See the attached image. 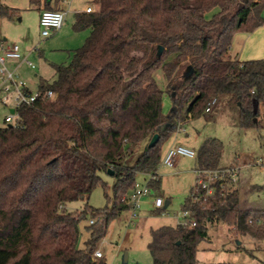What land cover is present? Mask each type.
<instances>
[{
  "label": "trees",
  "instance_id": "trees-1",
  "mask_svg": "<svg viewBox=\"0 0 264 264\" xmlns=\"http://www.w3.org/2000/svg\"><path fill=\"white\" fill-rule=\"evenodd\" d=\"M55 1L29 4L57 10ZM96 4L91 13L75 14L74 30L89 34L69 63L55 64V79L40 80L38 98L16 107L14 121L0 127V264H105L93 257L96 244L109 223L130 208L127 197L139 175L151 176L150 187L159 191L162 145L178 125L207 116L221 103L239 107L236 124L242 128L264 121V60L229 55L235 32L264 26V0ZM18 14L0 5V18L12 21ZM157 69L171 101L165 117L164 91L153 76ZM47 91L55 97H46ZM155 134L158 140L148 148ZM222 152L221 141L204 140L193 169L223 168ZM108 171L114 180L112 197L106 196L111 206L85 204L70 212L69 204L106 186L101 174L109 176ZM193 187L182 209L195 225L151 230L152 264H197L198 246L215 224L264 241V208L241 209L233 182L213 185L207 197L201 189L194 194ZM87 217L94 222L79 249V224Z\"/></svg>",
  "mask_w": 264,
  "mask_h": 264
},
{
  "label": "rangeland",
  "instance_id": "rangeland-1",
  "mask_svg": "<svg viewBox=\"0 0 264 264\" xmlns=\"http://www.w3.org/2000/svg\"><path fill=\"white\" fill-rule=\"evenodd\" d=\"M57 2L60 6L62 5L63 10L84 9L86 2L94 10L99 7L96 0H58ZM0 5L19 10L18 16H15L12 21L0 18V39L5 38L8 45H18L21 54L16 66L10 65L9 61L5 66L14 74V81H22L28 91L36 92L38 78L42 77L52 82L56 77L53 66L69 63L72 52L69 50L80 48L89 30H72L71 22H65L66 17H64L59 30L47 37H42L38 19L39 9L43 7L39 9L32 7L29 0H0ZM260 15L264 19V8L261 9ZM229 55L240 61L264 60V26L251 32H235ZM26 61L30 62L34 69L28 67ZM153 76L158 88L164 91L162 115L165 117L171 110V101L165 92L166 82L160 69H157ZM6 85L9 86L8 93L2 90ZM13 90L12 82L0 80V127L4 125V118L8 116L9 109L14 104ZM6 97L10 98L5 102ZM238 113L237 105L221 103L207 116L181 123L180 127L184 130L180 133H176L175 130L164 140L161 158L166 153V146L174 141V136L184 146L195 152L204 140L217 139L223 144L221 165L238 169L234 187L239 192V207L241 209L264 208V189L260 191L251 189L252 186H264V121L258 128H242L236 124ZM256 160L261 165H255ZM193 168L194 158L178 157L174 160L172 167H166L160 161L156 170L161 178L159 191L150 187L149 193L139 199L138 217L133 224L128 222L130 210L121 212L109 223L105 236L96 244L95 250L101 252L105 264H152L147 249L151 240V230L166 225L175 226L183 222L182 205L190 189L195 185ZM101 177L106 186L99 185L87 199L69 204L70 212L81 211L85 204L95 209L111 206L106 196L112 197L114 180L105 174H101ZM148 178L149 175L146 177L139 175L136 183L144 184ZM156 197H161L164 202L169 203L160 210L155 209L152 203ZM89 220L87 217L79 224L77 244L79 249L85 247V241L89 236L86 229L89 226ZM208 235V240L201 242L198 246L197 264L231 263L235 255H239L240 258L245 257L254 264L257 262L256 259L264 261V251H257L264 250V241L258 238L229 234L228 227L221 223L209 227ZM238 242L243 250L233 252ZM249 252L253 255L252 257ZM124 255H126L125 261Z\"/></svg>",
  "mask_w": 264,
  "mask_h": 264
},
{
  "label": "built area",
  "instance_id": "built-area-1",
  "mask_svg": "<svg viewBox=\"0 0 264 264\" xmlns=\"http://www.w3.org/2000/svg\"><path fill=\"white\" fill-rule=\"evenodd\" d=\"M66 1V0H62ZM39 19L38 25L41 30L40 34L42 37L49 36L52 32H56L59 30L64 22L65 12L62 10H52L41 8L39 10ZM94 9L91 6H87L84 8L83 12L91 13ZM21 58L20 48L18 45H4L0 43V80L2 82L10 81L14 85V104L12 108L14 110V114H8L4 118L5 123H12L16 118L15 108L19 107L22 104L29 105L33 103L38 96L40 95L38 91L30 92L27 90L26 85L22 81H14V74L10 72L5 64L8 60H18ZM26 64L31 69H34V66L26 61ZM2 90L6 93L9 92V86H3ZM45 96L48 98H54L55 94L51 91H47ZM10 97H6L4 101L6 102ZM214 100L211 101L210 104H213ZM209 111V107L205 109V112ZM176 133L182 132L184 129L178 125L176 127ZM195 151L183 146V145H174L167 149L164 156L161 158V163L166 167H172L174 164V160L177 157H187V158H195ZM255 165H261L258 160L255 161ZM195 173V185L193 187V193L195 194L198 190H204L205 197L210 196L214 193L215 187L213 185L224 182L231 181L236 182L238 169L233 166H226L218 170H205V169H196L193 170ZM153 183V178L149 176L148 181L144 184H135L133 191L131 192L129 198L127 197V203L129 204L130 214H129V224H133L134 220L138 217L139 210V199L142 196H145L149 193L150 185ZM194 199L198 200L197 196ZM153 206L155 209H162L164 207V201L161 197H156L153 201ZM189 212H183V222L180 223L182 227H192L195 225L194 221L188 220ZM94 220L90 219L89 224H92ZM93 257L96 259H102L103 256L99 250H95L93 252Z\"/></svg>",
  "mask_w": 264,
  "mask_h": 264
},
{
  "label": "crops",
  "instance_id": "crops-1",
  "mask_svg": "<svg viewBox=\"0 0 264 264\" xmlns=\"http://www.w3.org/2000/svg\"><path fill=\"white\" fill-rule=\"evenodd\" d=\"M58 0H56L55 2H54V6H55V8L57 9V10H62V11H64L65 12V22L66 21H70L71 22V27H72V30H74V28H73V24H74V22H75V14L76 13H80V12H83V10L84 9H73V8H70V9H67V10H63V7H62V5L60 6V4H58V2H57ZM69 4V3H68ZM87 6H90L89 5V3L88 2H86L85 3V7H87ZM84 7V8H85ZM40 10V9H39ZM74 31H76V30H74ZM0 43H3L4 45H8L7 43H6V39L4 38V39H0ZM71 51H73V50H69V52H71ZM70 57V56H69ZM239 60V59H238ZM9 62H11L10 63V65H12V66H16L17 64H16V62H17V60H8ZM63 64V63H62ZM57 65H59V64H57ZM63 65H65V64H63ZM28 66V65H27ZM40 80H45V81H48V80H46L45 78H42V77H39L38 78V82H37V84H39V82H40ZM48 82H50V81H48ZM38 87V86H37ZM190 121V120H189ZM188 122V121H187ZM174 145H183L181 142H180V140H178L177 139V137L176 136H174V141H172V143H170L169 145H167L166 146V148H165V152L167 151V149L168 148H170L171 146H174ZM184 146V145H183ZM178 158V157H177ZM176 159V158H175ZM194 170V169H193ZM141 176H143V177H146L147 175H141ZM161 183V182H160ZM165 202H167V204L169 203L168 201H165ZM165 202H164V206H165ZM166 204V205H167ZM239 246V245H238ZM240 250H243V248L241 247L240 249H237V247H236V249L235 250H233V252L234 251H240ZM249 251H252V250H249ZM253 251H255V250H253ZM257 251H264V250H257ZM249 255L252 257L253 255L252 254H250V252H249ZM240 256L238 255H235V256H233V258H232V261H231V263H220V264H254V263H252L250 260H246V258L245 257H241L240 259ZM257 260V262H256V264H264V261H261V260H258V259H256ZM239 262V263H238Z\"/></svg>",
  "mask_w": 264,
  "mask_h": 264
},
{
  "label": "water",
  "instance_id": "water-1",
  "mask_svg": "<svg viewBox=\"0 0 264 264\" xmlns=\"http://www.w3.org/2000/svg\"><path fill=\"white\" fill-rule=\"evenodd\" d=\"M161 52H162V47L161 46H158V52H157V55L158 56H160V54H161ZM186 75H188V72L186 73ZM9 113L10 114H14V110L13 109H9ZM158 140V135L157 134H155L154 136H152V138L149 140V142H148V144H147V147L148 148H151V147H153L154 145H155V143H156V141ZM112 172L111 171H108V175L109 176H112ZM167 204V202H165V205ZM240 242H238V244H239ZM125 259H126V255H124V257H123V260L125 261Z\"/></svg>",
  "mask_w": 264,
  "mask_h": 264
}]
</instances>
